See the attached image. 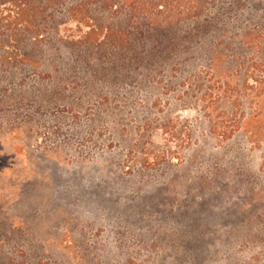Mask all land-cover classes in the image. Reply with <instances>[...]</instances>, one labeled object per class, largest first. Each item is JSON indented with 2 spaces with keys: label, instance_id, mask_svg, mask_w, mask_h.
<instances>
[{
  "label": "trees",
  "instance_id": "trees-1",
  "mask_svg": "<svg viewBox=\"0 0 264 264\" xmlns=\"http://www.w3.org/2000/svg\"><path fill=\"white\" fill-rule=\"evenodd\" d=\"M171 99L199 110L222 141L258 116L228 121L227 109L235 116L248 104L264 116V0H0L1 129L34 133L45 124L59 147L79 140L82 155L116 149L130 133L143 142L154 130L179 148L178 123L160 118ZM137 108L154 118L139 124ZM254 143L264 152V141ZM142 149L148 173L178 159ZM236 199L207 213L170 209L188 257L208 250V214L247 228L244 251L264 243V196L245 206ZM19 255H0V264H33Z\"/></svg>",
  "mask_w": 264,
  "mask_h": 264
},
{
  "label": "rangeland",
  "instance_id": "rangeland-1",
  "mask_svg": "<svg viewBox=\"0 0 264 264\" xmlns=\"http://www.w3.org/2000/svg\"><path fill=\"white\" fill-rule=\"evenodd\" d=\"M169 102L160 118L178 123L179 148L154 130L144 144L130 133L116 149L82 155L79 140L59 147L63 141L45 124L34 133L18 126L0 128V255L9 259L20 252L19 261L33 264H264V243L241 249L250 235L228 214L205 217L211 243L188 257L186 234H180L184 229L170 212L198 208L207 213L223 208L229 198L237 196L245 206L264 196V152L254 143L264 141V116L248 104L235 116L227 109L223 119L228 121L239 120L240 113L258 116L222 141L210 134L199 110ZM135 115L139 124L154 118L138 108ZM132 142L137 150L129 154ZM141 148L171 150L178 159L173 164L161 159L159 171L148 173L141 167L146 161Z\"/></svg>",
  "mask_w": 264,
  "mask_h": 264
}]
</instances>
